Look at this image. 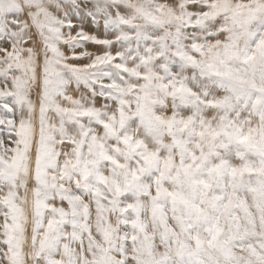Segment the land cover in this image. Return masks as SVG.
I'll use <instances>...</instances> for the list:
<instances>
[{"label":"snow or ice","instance_id":"6c2138e0","mask_svg":"<svg viewBox=\"0 0 264 264\" xmlns=\"http://www.w3.org/2000/svg\"><path fill=\"white\" fill-rule=\"evenodd\" d=\"M0 264H264V0H0Z\"/></svg>","mask_w":264,"mask_h":264}]
</instances>
